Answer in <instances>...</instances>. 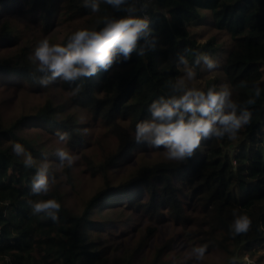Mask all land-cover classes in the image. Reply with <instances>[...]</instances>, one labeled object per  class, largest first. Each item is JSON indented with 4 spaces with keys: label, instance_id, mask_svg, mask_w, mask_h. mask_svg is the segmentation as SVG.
<instances>
[{
    "label": "trees",
    "instance_id": "trees-1",
    "mask_svg": "<svg viewBox=\"0 0 264 264\" xmlns=\"http://www.w3.org/2000/svg\"><path fill=\"white\" fill-rule=\"evenodd\" d=\"M148 4L146 13L139 14L150 18L152 35L148 39L154 40L155 50L149 49L144 57L134 52L125 62L118 58L108 71L101 70L76 84L54 81L51 84L68 95L66 103L48 98L33 114H24L8 124L0 122V264H136V257L156 235L162 220L180 225L186 241L207 246L206 253L225 254V264H253L243 256L253 257L254 251L264 246V0H151ZM100 8V12L92 13L84 0H0V15L11 9L30 14L40 20L43 34L65 22L67 32L61 44L78 29L98 28V21L106 15H124L104 3ZM190 25L224 32L231 44L222 49L215 39L199 40ZM15 36L9 21L3 20L0 44ZM186 48L215 56L238 103L243 104L253 86L259 84L261 96L254 105H246L253 114L251 124L235 141H204L185 163L156 160L141 165L128 180L114 184L110 177L113 168L141 150H152L135 142V125L151 118L148 106L153 100L171 94L167 82L183 74L176 60ZM188 58L190 63L194 59L191 53ZM195 70L201 73L204 69L201 66ZM41 76L30 60L28 47L0 55V78H16L39 90ZM242 81L247 87L239 86ZM77 85L80 91L73 94ZM69 106L75 110L65 113ZM80 113H86L87 119H81ZM30 124L53 134L58 129L67 132L64 147L80 150L85 169L105 177V186L86 201L82 211L68 204L64 190L66 185L70 190L76 187L72 166L65 165L63 179L55 164L58 158L23 133ZM93 126L105 129V135L111 136L117 147L107 150L104 137L97 131L89 132ZM17 142L38 161L54 162L50 175L57 179L49 196L31 195L35 169L24 167L23 158L13 154L12 145ZM93 143L103 155L101 161L88 153L87 146ZM37 198H54L61 203L58 221L30 214L27 200ZM115 206H123L148 222L146 234L128 257L111 255L93 237L92 229L99 225L94 214ZM233 210L252 220L246 234L233 237L230 233ZM174 241L171 237L156 247L149 264H190V260L167 257Z\"/></svg>",
    "mask_w": 264,
    "mask_h": 264
},
{
    "label": "clouds",
    "instance_id": "clouds-1",
    "mask_svg": "<svg viewBox=\"0 0 264 264\" xmlns=\"http://www.w3.org/2000/svg\"><path fill=\"white\" fill-rule=\"evenodd\" d=\"M101 3L124 15H106L98 21V28L78 29L64 44L52 43L47 37L38 42L30 60L35 71L43 74L37 81L42 88H47L54 81L76 84L98 75L101 70L108 71L118 58L122 57L121 62H125L131 60L134 52L144 57L149 49L155 50L154 40L148 39L152 35L150 18L147 14H139L146 13L147 0L142 5L140 0H84V6L92 13L100 12ZM189 53L194 57L191 63ZM176 66L182 69L183 75L176 77L174 82H167L171 94L160 96L148 106L151 118L136 123L134 139L150 149H163L167 161L182 164L193 158L206 140H237L240 131L252 122L253 114L246 105L257 102L261 88L259 84L254 85L250 97L241 104L233 99V91L228 84H214L207 90L191 84L197 78L196 67L202 66L209 73L219 67L218 61L206 52L186 48L177 54ZM239 86L247 87V83L242 81ZM79 91L80 85H77L73 94ZM87 131L84 129L85 133ZM55 136L61 145L53 152L59 167H71L76 156L62 146L69 134L58 129ZM12 152L23 158L24 167L35 169L30 181L31 195L49 196L57 179L50 175L54 162L48 159L38 161L18 142L12 145ZM27 207L31 215H43L55 222L59 219L62 205L54 198H37L28 199ZM232 215L230 233L233 237L246 234L252 226L250 217L237 210H233ZM191 251L192 257L201 261L207 246L198 245Z\"/></svg>",
    "mask_w": 264,
    "mask_h": 264
},
{
    "label": "rangeland",
    "instance_id": "rangeland-1",
    "mask_svg": "<svg viewBox=\"0 0 264 264\" xmlns=\"http://www.w3.org/2000/svg\"><path fill=\"white\" fill-rule=\"evenodd\" d=\"M151 0H147L150 2ZM146 0H140V5ZM204 15L207 13L203 12ZM144 15V13L142 14ZM3 20L9 21L15 33V39L11 41H3L0 44V55H10L18 52L23 46L29 48L30 56L32 55L38 42L44 38H48L52 43H60L64 39L67 26L65 22L57 24L51 29L48 34L41 32L40 20H34L30 14H22L18 9H11L0 15V25ZM189 28L199 40L215 39L222 49L230 46L231 41L228 35L224 32L211 29L203 25H190ZM215 58V56H211ZM203 69V68H202ZM197 73V72H196ZM183 75V74H182ZM16 78H0V122L8 124L24 114L35 113L41 105H44L48 98H53L56 103H66L68 95L62 89L51 84L49 87L39 90L26 86L25 82H19ZM6 81H10L9 83ZM14 81H17L15 83ZM198 88L205 90L206 87L212 85L228 84L223 72L218 67L209 73L206 69L201 73H197V78L190 82ZM229 85V84H228ZM75 107H70L65 110V113L74 111ZM81 119H87L86 113L79 114ZM97 131V132H96ZM89 132H96L104 137L103 142L107 150H114L116 142L111 136L105 135V129L93 126ZM28 137L38 141L45 150L52 153L55 148L61 146L57 142V137L53 133H49L39 126L30 124L23 132ZM62 146H65L62 145ZM88 153L96 161H101L103 155L98 148V145L93 143L87 146ZM76 156L72 165V170L76 176V187L70 190V185L64 187L67 192L68 204L74 207L76 211H82L86 201L93 196L97 191L105 186V177L102 174L94 176L91 172L85 169V163L78 149H69ZM231 152L233 150L231 149ZM163 149L159 150H141L125 163L113 168L110 172V177L114 184H118L128 180V178L139 168L146 163H152L156 160L163 159ZM56 167L61 173V177L65 179L63 172L64 167H59V162H56ZM94 219L99 222L98 226L92 229L93 237L100 243H103L110 251L111 255L119 257H128L130 251L139 243L141 238L146 234V225L148 222L141 220L138 215L131 213L123 206H115L112 208L103 209L94 214ZM111 223L108 225V223ZM102 223V224H101ZM124 224L126 225V228ZM156 235L148 241V245L142 249L140 255L136 257V264H149L154 258L156 247L163 244L171 237H175L174 248L168 253L167 257L175 261L190 260V264H225L226 255L220 251H210L205 253L203 260L196 261L192 257V248L198 246L186 241L182 233V227L175 224L173 221L162 220L157 224ZM122 229H124L122 231ZM248 263L264 264V246L254 251L253 257L250 254L243 256ZM260 259V260H258ZM243 260V259H242Z\"/></svg>",
    "mask_w": 264,
    "mask_h": 264
}]
</instances>
